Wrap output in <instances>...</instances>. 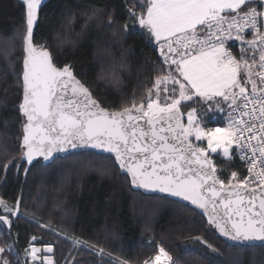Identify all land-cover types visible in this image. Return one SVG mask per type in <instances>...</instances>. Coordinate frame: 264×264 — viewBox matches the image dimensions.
I'll return each mask as SVG.
<instances>
[{"label": "snow or ice", "instance_id": "6c2138e0", "mask_svg": "<svg viewBox=\"0 0 264 264\" xmlns=\"http://www.w3.org/2000/svg\"><path fill=\"white\" fill-rule=\"evenodd\" d=\"M43 2L22 0L25 56L18 81L22 98L17 111L22 118V147L26 149L23 155L27 163L32 165L37 155L49 161L54 152H64L69 146L100 149L114 154V166L126 172L133 185L180 197L205 213L209 204L212 213L222 206L227 219L217 220L210 213L208 223L228 239L264 242V194L257 207L253 189L245 204L246 198L238 189H247L250 178L230 171L239 151V159L247 158L248 173H254L257 152L264 157V134L257 135L253 131L255 124L238 119L226 126H207L198 109L190 104L184 105L190 110L181 112L182 101H192L193 97L197 103L203 102L206 113L222 110L224 105L242 109L251 103L252 112L242 115H253L258 110L259 131L264 133V94L253 99L245 87V82L251 83L255 96L257 84L251 80V65L257 62L256 51L260 52L258 75L264 84V0H143L129 7L128 19L146 30L149 44L154 40L160 48L164 58L161 71L167 65L168 70L158 76L156 85L171 81L172 87L162 89L166 94L164 103L160 102L158 90L146 105L140 103L137 107L133 101L131 107L114 111L101 106L103 101L94 96L87 82L77 79L71 65H57L50 45L34 41ZM108 20L112 23L113 17ZM123 28L127 31L129 25L124 24ZM248 30L253 35L251 40L244 34ZM230 41H239L246 48L234 54ZM69 90L71 98L67 95ZM238 95L245 102L238 104ZM77 96L83 98L84 110ZM185 115L187 120L182 122ZM142 120L146 126H141ZM245 133L247 142L241 143ZM193 138L206 142V146L194 143ZM253 139H259L258 146L250 143ZM259 163L261 171L254 176L259 178L264 192V159ZM225 189L227 195H222ZM19 204L17 201L9 207L0 200L4 206L0 222L10 227L9 216L17 214ZM5 247L11 252L5 241L0 246V254H4L0 255V262L12 264ZM47 251L52 252V247L48 246ZM159 253L155 264H161L162 258L171 259L164 248ZM35 254L33 247L34 259Z\"/></svg>", "mask_w": 264, "mask_h": 264}, {"label": "trees", "instance_id": "16d2710c", "mask_svg": "<svg viewBox=\"0 0 264 264\" xmlns=\"http://www.w3.org/2000/svg\"><path fill=\"white\" fill-rule=\"evenodd\" d=\"M142 2L47 0L34 41L51 46L58 66L71 65L102 107L114 111L133 101L138 107L147 103L150 92L154 96L156 79L168 70L164 66L161 71L156 42L149 44L147 33L128 19L127 9ZM25 32L22 0H0V200L9 207L20 201L17 216H9L10 229L0 222V246L5 241L11 246L5 253L12 264H24L33 237L39 247L53 248L55 264H144L159 248L169 254L171 264H264V246L229 245L192 205L135 189L111 157L80 152L49 164L39 158L25 172L17 111ZM194 102L186 104L196 107L209 126L225 124L229 111L206 113ZM184 105L183 110H190ZM230 171L245 174L236 158Z\"/></svg>", "mask_w": 264, "mask_h": 264}, {"label": "water", "instance_id": "95a60500", "mask_svg": "<svg viewBox=\"0 0 264 264\" xmlns=\"http://www.w3.org/2000/svg\"><path fill=\"white\" fill-rule=\"evenodd\" d=\"M47 0H44L43 4H42V7L41 9L44 7V5L46 4ZM41 9L38 11V20H39V14L41 12ZM37 27V26H36ZM36 27L34 28V32L36 30ZM24 55H25V52H24ZM68 97L71 98L72 94H71V91L69 90L68 93H67ZM148 98H154L152 92H150L148 94V97H147V102H148ZM77 100L80 101V105H81V110H84L83 109V98L82 97H79L77 96L76 97ZM139 107V106H138ZM110 111V110H109ZM182 122H184V119L182 117ZM165 126H167V122L165 121ZM140 124L141 126H146L144 124V121H140ZM157 128L160 127V124H157L156 125ZM53 135H55V133H53ZM169 135H171L169 133ZM80 152H92V153H96V154H99V155H104V156H108V157H111L113 159H115L114 157V154L112 153H108V152H104L100 149H92V148H84V147H80V148H71L70 146L67 148L66 151L64 152H54L53 153V157L49 160V161H44L43 159V162L44 164H49V163H52L54 161V159L58 156H62V157H65V156H69V155H73V154H76V153H80ZM37 160V157L35 156L34 160H33V163L32 165L36 162ZM32 165H28V170L31 168ZM123 171V170H122ZM123 173L127 174L126 172L123 171ZM128 175V174H127ZM129 176V175H128ZM130 177V176H129ZM131 179V178H130ZM135 189L137 190H141L147 194H156V195H161V196H166V197H170V198H173V199H176V200H179V201H182L184 203H187L189 205H192L189 201H184L182 198L180 197H173V196H170L168 193H162L158 190H151V189H146V188H143V187H138L136 185H133ZM217 187H219L217 185ZM237 189H238V185H237ZM255 189V192H256V196H257V199L255 200V204L259 205V198L262 194H264V192H262V189H261V186H258V187H247V189H238L240 191V194L242 196H244L246 199H245V204H247V197H249V195L252 193V190ZM222 195H227V189H225L223 192H222ZM193 207H195L194 205H192ZM196 208V207H195ZM197 209V208H196ZM199 211H201L202 213H204L208 218H209V214L211 213L212 215H214L216 217L217 220H223V219H227L226 217H224V208L221 206L217 209V212L216 213H212V205L209 204V207H208V212L205 213L203 209H198ZM235 218V217H234ZM214 226V225H213ZM230 226V225H229ZM215 228V226H214ZM217 234L219 235V237H221L225 242H227L229 245H232V246H238V247H259V246H264V242H260V241H233V240H230L228 239L227 237L223 236L220 234L219 230L217 228H215ZM47 247L48 246H44L42 249L43 251L47 252Z\"/></svg>", "mask_w": 264, "mask_h": 264}, {"label": "built area", "instance_id": "2783aa9c", "mask_svg": "<svg viewBox=\"0 0 264 264\" xmlns=\"http://www.w3.org/2000/svg\"><path fill=\"white\" fill-rule=\"evenodd\" d=\"M244 34L246 35V38L249 39V40H251L253 38V35H252L251 30H248ZM230 44H231V48H232L233 52L235 50V52H237V54L240 53L242 47H245L246 48V45L245 46H242L239 41H230ZM155 51H156V55H157V58L160 61V63L161 64H164L163 55H161V50H160L159 47L156 46V44H155ZM165 52H166V47H165ZM255 55H256V61L257 62H256V64H254L255 65V72L254 73H255V80L257 82V91H256L255 96H252V92L246 93L248 96H251L253 99H255L256 96H260V95L264 94V91H262V89H264V84H262V82L259 79V75H258V73L261 70L260 67H259V63H260L259 62V55H260V52L259 51H256ZM248 59L251 61V53H249ZM164 66L167 67L166 64ZM243 102H245V101H244V99L242 97V99H241V101H240L239 104H241ZM256 108L258 109L259 108V105H256ZM252 109H253V104H251V103H249L246 108H242V109L241 108L232 107L229 110L228 117H227V119L225 121V126L228 123H230L233 119H238V120H241L244 123L251 122V123L255 124V127L253 128V131L254 132H257V135L264 134V133H261L259 131L260 119H259V112H258V110L255 113H253V115H242V113L252 112ZM247 138H248V133H245L244 134V138L241 140V143H246L247 142ZM250 143L253 144V145H257L258 146L259 143H260V141H259V139H253V140L250 141ZM247 152H248V156H251L252 155L250 149H248ZM239 156H240V152L237 151L236 159L245 168L244 177H249L250 178V182H249L248 187L254 188V187L260 186L259 178H256L254 176V173H259L261 171V167H260L259 161L261 159H264V157H260L259 156V153L257 152V155L255 157V159L257 160V166L254 169V173H248V171H247L248 163L246 162V159L247 158L245 160H241V159H239ZM46 253L52 255L53 254V250H52V252H46Z\"/></svg>", "mask_w": 264, "mask_h": 264}, {"label": "rangeland", "instance_id": "374dc122", "mask_svg": "<svg viewBox=\"0 0 264 264\" xmlns=\"http://www.w3.org/2000/svg\"><path fill=\"white\" fill-rule=\"evenodd\" d=\"M242 74H243V73H242ZM251 80H253V81L256 82V80H255V73H254V67H253V68L251 67ZM245 81H247V77L245 78ZM256 84H257V82H256ZM165 87L171 88V87H172L171 81H168L166 84L162 82L160 85H157V86H156V89L154 90V98H155V95H156L157 91H158V90H161V91L159 92V95H160V98H161V100H160L161 103H164V102H165V101H164V96H165L166 94L162 91V89L165 88ZM176 87H177V89H178V85H177ZM245 87H246V89H247V93H248V92H252V84H251V83H247V82H245ZM237 91H238V89H237ZM177 94H178V93H177ZM154 98H153V99H154ZM241 99H242V97L238 95V96H237V103H238V104L240 103ZM193 100L197 101V98H196V97H193ZM193 100H192V101H193ZM167 102H170V100L167 101ZM189 102H191V101H182V104H181V111L183 110V109H182V108H183V105L186 104V103H189ZM194 103H196V102H194ZM146 104H147V103H146ZM146 104H145V105H146ZM200 104L203 105V102H200ZM231 108H232V107H228L227 105H224L222 110H221V109H217L216 111H209V112H211V113L215 112V113H217L218 115H223V114L227 113ZM183 111L187 112V110H185V109H184ZM185 112H184V113H185ZM183 119H185L184 122H186V120H187L186 115L183 117ZM214 119H215V118H214ZM207 126H209L208 123H207ZM215 126H218V125H215ZM219 126H225V124H223V125H219ZM193 142H194V143H203L204 146H206V142H196V141H194V138H193ZM25 151H26V149H23L22 156H21V161L26 162V164H27V168H28V165H29V164L27 163V159H26V157H24V155H23V153H24ZM36 157H37V159H39V158H42V159H43V157L40 156V155H37ZM36 161H37V160H36ZM27 172H28V171H27ZM16 216H17V214L14 215V217H16ZM6 226H7L8 229H10V227H9L8 225H6ZM33 247L36 249L35 259H34L33 256L31 255V252H32V248H33ZM159 249H160V248H159ZM159 249H158V254H159ZM52 250H53V249H52ZM51 257H52V256H51L50 254H48V253H44V251L42 250V247H39L38 245H36L35 240H33V241L30 243V246H29V247L26 249V251L24 252L23 257H22V262H23L24 264H55ZM151 261H155V258L152 259ZM162 261H163V264H171V259H168V258H162ZM153 264H155V263L153 262Z\"/></svg>", "mask_w": 264, "mask_h": 264}, {"label": "crops", "instance_id": "0c3cea01", "mask_svg": "<svg viewBox=\"0 0 264 264\" xmlns=\"http://www.w3.org/2000/svg\"><path fill=\"white\" fill-rule=\"evenodd\" d=\"M139 27H140V26H139ZM140 28H141V27H140ZM141 29H142L143 31H145V32H146V30H145V29H143V28H141ZM146 33H147V32H146ZM153 41H154V40H153ZM154 42H155V41H154ZM249 61H250V60H249ZM250 62H251V61H250ZM251 67H252V68H253V67L255 68V65H254V64H252V65H251ZM254 71H255V70H254Z\"/></svg>", "mask_w": 264, "mask_h": 264}]
</instances>
